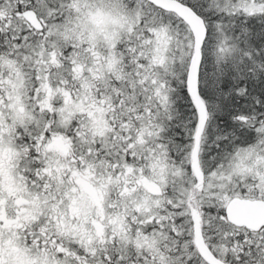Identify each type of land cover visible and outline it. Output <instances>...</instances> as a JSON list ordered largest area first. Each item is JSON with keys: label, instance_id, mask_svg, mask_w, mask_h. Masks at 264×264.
I'll return each instance as SVG.
<instances>
[{"label": "snow or ice", "instance_id": "obj_1", "mask_svg": "<svg viewBox=\"0 0 264 264\" xmlns=\"http://www.w3.org/2000/svg\"><path fill=\"white\" fill-rule=\"evenodd\" d=\"M0 264H264V0H0Z\"/></svg>", "mask_w": 264, "mask_h": 264}]
</instances>
